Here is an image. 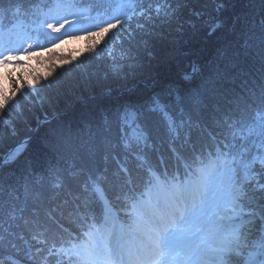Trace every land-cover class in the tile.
<instances>
[{"label":"snow or ice","instance_id":"snow-or-ice-1","mask_svg":"<svg viewBox=\"0 0 264 264\" xmlns=\"http://www.w3.org/2000/svg\"><path fill=\"white\" fill-rule=\"evenodd\" d=\"M108 6L122 14L114 15L109 11L106 13L108 18L101 17L85 36L77 34L73 38L92 41L88 56L107 65L105 78L135 73L144 67L145 57L154 58L148 41L143 37L153 34L156 22L163 20L171 23L177 20L180 6H173L171 0H111ZM219 7L222 5H217ZM5 11L0 8V22ZM195 15L199 17L200 13ZM71 23L68 17L62 18L59 26L51 20L45 21L47 29L57 35L65 25ZM188 24L196 27L192 21ZM218 27L219 22L211 27L209 34ZM182 28L183 25L180 30ZM124 34L128 35L127 41ZM138 35L141 39L133 46L131 41ZM59 37L60 42H67L63 35ZM117 40L120 41L119 45ZM109 42L123 54L110 64L108 54L103 51ZM141 45L143 56L139 50ZM59 46V43H54L36 51L29 45L23 54L11 51L0 53V137L3 139L18 135L19 125L26 120V111L37 106L43 108L52 105V99L39 86L54 77L57 67L62 69L77 59L56 57ZM0 47H4L2 42ZM45 53L52 54L47 57V62L44 60ZM34 59L47 66L43 71L40 69L39 75L29 71L35 68L29 63ZM192 71L196 72L198 68L193 66ZM92 76V73L84 74L86 80ZM183 79L190 80L191 77L185 73ZM173 93L176 105L183 109L179 119L183 122L184 116H187L189 120L188 138L180 137L188 151L187 155L181 153L185 160L183 167L179 159L175 168L161 160L153 172L151 163H148V170L144 171L139 184L130 179V170L119 168L117 174L122 173L126 179L116 185L115 203L110 201L100 206L85 197L83 204H78L72 210L76 222L89 237V242L85 244L72 243L71 236L65 238L61 231L63 225L51 214L43 219L33 214L32 208L36 205L27 197L22 198L19 188L11 186L4 189V196L0 197V246L22 249L33 264H65V256L69 257L68 264H264V120L258 124L253 122V126L249 127V132L259 141L255 154L249 150L247 155H243L236 152L230 142L223 143L219 139L211 145H204L199 137L191 136L196 122L206 112L211 113L212 120L228 130L229 134H232L229 125L235 127L243 124L248 127L243 114L248 111L249 105L264 113V83L243 101H235V109L227 110L198 91L181 95L179 89L170 86L167 95ZM136 111L144 117L140 121L142 128L139 138L143 147L138 140L131 146V151L142 153L147 160L148 148L156 147L154 134L159 130L157 117L165 129L173 131L177 128V117L173 109L161 101L160 94L153 96L147 105ZM197 111L200 117L194 116ZM124 112L127 114L128 108ZM62 139L67 137L62 136ZM171 139L175 141L176 137ZM27 145L28 138L19 141L5 155L3 163H14L13 155L22 146L27 148ZM122 146L127 154L128 138L120 137L119 133L115 146L111 142L108 144L109 150L117 156L121 154ZM205 147L214 148L209 152V157L214 155L215 160L205 157ZM50 148L58 150L55 143ZM230 156V162L221 164ZM93 164L91 159H82L72 169L73 176L83 179L84 193L99 182V168L93 171ZM140 167L143 169L144 164ZM67 171L66 166L61 168L53 164H49L39 176L33 170L24 182L25 192L29 191L30 186L33 192L44 198L46 187L43 181L51 179L54 182L56 177ZM257 192L259 195H256ZM241 207L248 209L243 223L235 219L240 215L237 209ZM120 212L124 213L122 218ZM49 222L60 233L59 238L47 235ZM21 242L26 247L22 248ZM0 264H4L3 259H0Z\"/></svg>","mask_w":264,"mask_h":264},{"label":"trees","instance_id":"trees-1","mask_svg":"<svg viewBox=\"0 0 264 264\" xmlns=\"http://www.w3.org/2000/svg\"><path fill=\"white\" fill-rule=\"evenodd\" d=\"M171 2L173 6H180L178 19L171 23L163 20L156 22L153 25V34L143 37L154 54L153 59H143L144 67L135 73L127 72L105 78L107 65H102L95 57L88 56L92 41L84 38L85 49L81 57L62 69L57 67L55 75L58 76L55 82H44L39 86L52 99V105L43 108L37 106L26 111V120L19 125L18 135L8 139L0 137V197L4 196V189H10L11 186L19 188L22 198L27 197L36 205L32 208L33 214L41 219L51 214L63 225L61 231L64 232V237L71 236L72 243L83 244L89 240L84 229L76 222L72 214L73 208L78 204L82 205L85 197L91 203L103 206L96 187L103 190L109 202L115 203L116 185L126 179L122 173L117 174L119 168L130 170V179L139 184L144 171L148 170V163H151L153 172L161 160L175 168L179 159L180 166L183 167L185 160L181 153L187 155L188 151L180 137L188 138L189 120L187 116H184L183 122L179 119L183 109L176 105L175 93L167 95L170 86L179 89L181 95L198 91L227 110L235 109V101H243L264 83V0ZM66 3L71 8L86 12L88 22L99 23L101 17L107 19L106 13L109 11L114 15L119 14L116 8L109 9L111 0H0V8L6 9L0 22V31H10L12 35L9 40L15 41L14 35H18V26L22 25L20 27L30 29L38 36L39 41L34 47L46 49L58 43L60 37L46 30L45 21L52 11ZM217 5L222 7L217 8ZM195 13H200V16L197 17ZM189 21L194 22L196 27H190ZM217 22L220 27L209 34L211 27ZM124 36L127 41L128 35ZM140 39V35L136 36L131 41L133 46ZM119 44L120 41L117 40V45ZM139 50L143 56L142 45ZM103 51L108 54L109 64L123 55L111 42ZM50 55L52 54L45 53L46 62ZM55 56L73 57L71 50L66 51L65 48H57ZM193 66L198 71L193 72ZM86 73L93 74L90 80L84 78ZM185 73L191 77L190 80L183 79ZM65 84L70 87V91L61 96L65 92L62 88ZM156 94H160L161 101L173 109L177 117V128L174 131L165 129L157 117L159 130L154 134L156 147L148 148L149 156L145 160L142 153L131 151V146L141 137L140 121L144 119L136 109L147 105ZM125 108H128L127 114L124 112ZM35 111L46 115L47 119L39 121ZM194 116L200 117V113L197 111ZM243 119L248 127L243 124L235 127L229 125L232 129V134H229L228 130L212 120L211 113L206 112L196 122L191 136L199 137L204 145H211L214 140L219 139L223 143L230 142L234 150L243 155H247L249 150L255 154L259 141L249 132V127L253 126V122L258 124L264 120V113L249 105ZM117 133L120 137L128 138L127 154L123 151V146L119 156L109 150V142L115 146ZM62 136L67 139H62ZM171 137H176L175 141ZM25 138H28L27 148L19 149L12 158L15 162L5 165V155ZM139 142L143 147L142 140ZM53 143L57 144L58 150L53 151L50 148ZM210 151H214V148L205 147L204 155L209 159ZM82 159L94 161L93 171L99 168V182L87 193H84L83 179L72 175L75 164ZM231 160L230 156L223 163ZM142 163L143 169L140 167ZM49 164L61 168L66 166L68 171L56 177L54 182L51 179L43 181L46 187L44 198L33 192L30 186L29 191L25 192L24 182L28 174L35 170L39 176ZM39 186L37 183V187ZM240 209V215L235 219L243 223L246 221L248 209ZM123 215L120 212L121 218ZM23 223L22 220L21 224ZM49 225L47 235L59 238L60 233L51 227V222ZM21 245L22 248L26 247L23 242ZM0 259H3L4 264H33L22 249H5L3 246H0ZM64 260L68 264L69 257L65 256Z\"/></svg>","mask_w":264,"mask_h":264},{"label":"rangeland","instance_id":"rangeland-1","mask_svg":"<svg viewBox=\"0 0 264 264\" xmlns=\"http://www.w3.org/2000/svg\"><path fill=\"white\" fill-rule=\"evenodd\" d=\"M83 12L84 11H81L80 9L71 8V5L69 3H66V4H61L59 6V8H57V10L52 11L48 16L49 17L48 20H51L52 22L56 23L57 26H59V21L64 17H68L69 20L72 21L71 24L65 25V27L63 29H61V33L59 34V35H63L64 39L67 42L64 43V42L59 41L58 43L60 44L59 48H62V49L65 48L66 51L71 50V54L73 57L77 58L76 60H78L81 57V55L85 49V44H84L85 40H84V38L74 39L73 36L77 35V34L83 36L85 32H88L90 29H93L98 24V22L86 21L87 13L86 12L83 13ZM121 14H122V12L119 11V14H117V15H121ZM20 26H22V25L18 26V32H17L18 35L17 34L14 35V37L16 38L15 41L9 40L10 36L12 35L10 31H3V32H2V30L0 31V42H2V44L4 45V47H0V53H3L4 51H11L13 53L20 52L21 54H23V50L27 49L29 45H31L32 48L35 49L36 51L43 50L41 47L37 48V49L34 47L36 45V43L39 41L38 36L36 34H33L32 30H30L26 27L24 28V27H20ZM46 30L48 32H50L47 29V27H46ZM45 62H46V60H45ZM29 63L35 67V68H30L29 71L35 72L37 75L40 74V69L43 71L44 67L46 68V65L42 64L41 61H39V60L36 61L34 59ZM17 71H19V70H17ZM56 76H58V75H54V77L49 79L47 82H50V83L53 81L55 82L56 81L55 78H57ZM62 88L65 89V92L61 93V96L66 94L68 91H70V89H69L70 87L68 88V86H66V84ZM0 106H2V102H0ZM36 114H37V119L39 121H45L47 119L46 115H42L38 111L36 112ZM21 148H23V146ZM21 148H19V149H21ZM18 150H17V152H18ZM14 155H13V157H14ZM221 164H223V161L221 162ZM100 199L101 198H99V200ZM101 203H103L102 199H101ZM237 211L240 213L241 209H237ZM97 239H98V237H97ZM83 244H85V242Z\"/></svg>","mask_w":264,"mask_h":264},{"label":"bare ground","instance_id":"bare-ground-1","mask_svg":"<svg viewBox=\"0 0 264 264\" xmlns=\"http://www.w3.org/2000/svg\"><path fill=\"white\" fill-rule=\"evenodd\" d=\"M98 194H100L101 196H104L103 190H101L100 188L97 189ZM104 199V198H103Z\"/></svg>","mask_w":264,"mask_h":264}]
</instances>
